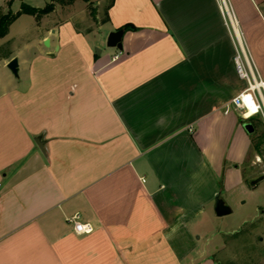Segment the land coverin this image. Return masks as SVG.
Returning a JSON list of instances; mask_svg holds the SVG:
<instances>
[{
	"label": "crops",
	"instance_id": "crops-1",
	"mask_svg": "<svg viewBox=\"0 0 264 264\" xmlns=\"http://www.w3.org/2000/svg\"><path fill=\"white\" fill-rule=\"evenodd\" d=\"M226 1L233 24L222 0H110L106 34L135 28L123 49L97 54L68 14L39 39L48 51L7 56L0 264H218L216 198L247 202L264 132L231 105L247 86L240 44L264 80V0ZM77 214L92 233H75Z\"/></svg>",
	"mask_w": 264,
	"mask_h": 264
},
{
	"label": "rangeland",
	"instance_id": "rangeland-1",
	"mask_svg": "<svg viewBox=\"0 0 264 264\" xmlns=\"http://www.w3.org/2000/svg\"><path fill=\"white\" fill-rule=\"evenodd\" d=\"M50 0H14L8 8H0V15L9 11L18 12L22 3L35 7H45ZM105 1V2H104ZM110 0H102L98 5L96 0L87 3L75 0L68 3H57L50 13L38 11L36 15L22 14L10 26L6 36L0 38V93L19 78L6 65V58L12 52L43 49L49 47L39 39L51 23L72 14L77 27L93 39L97 54H112L115 48L107 45L105 40L108 25L101 27L107 18L106 5ZM264 4V3H263ZM264 7V5H263ZM103 29V30H102ZM262 123H264V118ZM254 119V118H253ZM264 131V126H262ZM264 133V132H263ZM261 161L255 166L256 178L264 171V145L260 148ZM239 200V199H237ZM244 205L235 204L232 213L225 216L213 215L210 225V252L218 264H264V178L254 187H250Z\"/></svg>",
	"mask_w": 264,
	"mask_h": 264
},
{
	"label": "built area",
	"instance_id": "built-area-1",
	"mask_svg": "<svg viewBox=\"0 0 264 264\" xmlns=\"http://www.w3.org/2000/svg\"><path fill=\"white\" fill-rule=\"evenodd\" d=\"M221 10L229 16L233 24V20H236L235 14L226 0H222ZM235 60L238 74L246 80L247 86L232 99L231 105L241 111L246 121H251L257 116L264 118V80L259 76L253 61L241 44ZM261 157L263 156L258 155L259 161ZM68 220L74 224V231L78 235H87L95 230L91 223L81 221L78 214L69 217Z\"/></svg>",
	"mask_w": 264,
	"mask_h": 264
},
{
	"label": "water",
	"instance_id": "water-1",
	"mask_svg": "<svg viewBox=\"0 0 264 264\" xmlns=\"http://www.w3.org/2000/svg\"><path fill=\"white\" fill-rule=\"evenodd\" d=\"M125 30L120 28L114 31H111L107 37V45L111 48H117L119 50L123 49V35H124ZM44 44L46 46L50 45V39L47 38L44 41ZM8 67L11 69V71L18 76L19 75V61L17 57H14L11 59L8 63ZM244 128L247 132L253 133L255 131L254 125L252 122H246L244 124ZM36 143L40 147V149L45 153V141H43L42 136H38L35 138ZM264 176H261L260 178L256 179L254 183L259 182L261 179H263ZM232 208L231 206L220 196L216 198L215 201V213L218 216H225L230 213H232Z\"/></svg>",
	"mask_w": 264,
	"mask_h": 264
},
{
	"label": "trees",
	"instance_id": "trees-1",
	"mask_svg": "<svg viewBox=\"0 0 264 264\" xmlns=\"http://www.w3.org/2000/svg\"><path fill=\"white\" fill-rule=\"evenodd\" d=\"M75 0H50L45 7H35L27 3H22L21 9L18 12L9 11L8 13L0 15V38L8 34L11 24L22 14L36 15L38 11L42 13H50L54 10L57 3H68ZM87 3H93V0H83ZM122 29H135L133 26L125 25ZM253 125L254 121H253ZM255 128V126H254ZM264 145V133L259 135L256 139L255 149L260 153L261 146Z\"/></svg>",
	"mask_w": 264,
	"mask_h": 264
}]
</instances>
